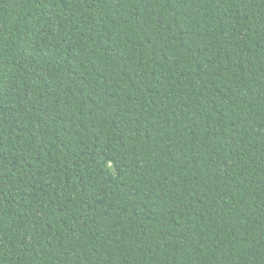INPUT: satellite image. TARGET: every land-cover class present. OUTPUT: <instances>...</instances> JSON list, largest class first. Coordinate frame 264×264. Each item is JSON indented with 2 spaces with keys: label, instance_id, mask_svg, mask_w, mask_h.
I'll return each mask as SVG.
<instances>
[{
  "label": "trees",
  "instance_id": "trees-1",
  "mask_svg": "<svg viewBox=\"0 0 264 264\" xmlns=\"http://www.w3.org/2000/svg\"><path fill=\"white\" fill-rule=\"evenodd\" d=\"M0 264H264V0H0Z\"/></svg>",
  "mask_w": 264,
  "mask_h": 264
}]
</instances>
